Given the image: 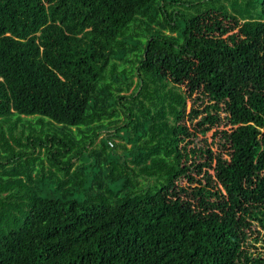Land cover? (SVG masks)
Here are the masks:
<instances>
[{
    "label": "trees",
    "instance_id": "trees-1",
    "mask_svg": "<svg viewBox=\"0 0 264 264\" xmlns=\"http://www.w3.org/2000/svg\"><path fill=\"white\" fill-rule=\"evenodd\" d=\"M256 226L264 0H0V264H264Z\"/></svg>",
    "mask_w": 264,
    "mask_h": 264
},
{
    "label": "rangeland",
    "instance_id": "rangeland-1",
    "mask_svg": "<svg viewBox=\"0 0 264 264\" xmlns=\"http://www.w3.org/2000/svg\"><path fill=\"white\" fill-rule=\"evenodd\" d=\"M256 227H257V229H259V235H261V236L259 237V239L257 241H253V242L248 241V243H251V245H253L251 247L249 245V250L250 251H255V250L256 251H261V250L263 251L264 240H263V237H262V233H263L264 229L262 228V226L261 227L260 226H256ZM254 235H256L255 232L253 233V236Z\"/></svg>",
    "mask_w": 264,
    "mask_h": 264
},
{
    "label": "built area",
    "instance_id": "built-area-1",
    "mask_svg": "<svg viewBox=\"0 0 264 264\" xmlns=\"http://www.w3.org/2000/svg\"><path fill=\"white\" fill-rule=\"evenodd\" d=\"M108 145L111 146V142H108Z\"/></svg>",
    "mask_w": 264,
    "mask_h": 264
}]
</instances>
